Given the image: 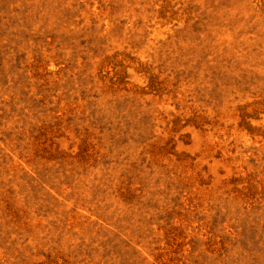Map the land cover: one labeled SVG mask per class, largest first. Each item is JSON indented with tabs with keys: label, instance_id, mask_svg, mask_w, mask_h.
<instances>
[{
	"label": "rangeland",
	"instance_id": "1",
	"mask_svg": "<svg viewBox=\"0 0 264 264\" xmlns=\"http://www.w3.org/2000/svg\"><path fill=\"white\" fill-rule=\"evenodd\" d=\"M0 264H264V0H0Z\"/></svg>",
	"mask_w": 264,
	"mask_h": 264
}]
</instances>
